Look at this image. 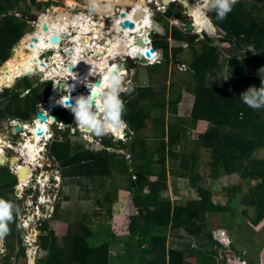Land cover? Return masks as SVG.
<instances>
[{"label": "trees", "instance_id": "obj_1", "mask_svg": "<svg viewBox=\"0 0 264 264\" xmlns=\"http://www.w3.org/2000/svg\"><path fill=\"white\" fill-rule=\"evenodd\" d=\"M14 1L8 0L9 9H15ZM31 1L39 8L47 4V2ZM30 9L29 4L24 7L28 13ZM4 10L0 4V66L9 59L11 48L27 31L25 30L27 28L25 19L6 13ZM172 13L173 10L168 13L167 17L172 16ZM176 15L180 20L185 21V16L181 14V11H175L173 17ZM215 15V12H210L214 24L223 32L220 38L222 43L219 47L208 46L212 39L207 35H204L202 40H197L199 39L197 35L182 32L177 27L172 28L171 38L187 43L189 52H191L192 60L189 61V68L186 72L180 71L176 63H173L174 68L169 70V59H177L183 47H174L170 56L169 34L158 39V42H164L159 47L162 48L164 56L163 62L149 66L151 81L154 84L132 92L126 102L124 119L134 134L130 158L126 159L125 156L110 152L106 148L98 151L93 149L80 151L74 157H70L68 144L64 145L66 151L60 152L65 160L63 166L73 168L72 177L80 176L89 179L99 175L109 180L108 185L113 192L106 197L104 203L112 204L119 189L130 192L138 214L129 218V242L125 244L124 262H122L123 258L118 259L120 264L141 262L143 264H192L188 262L187 253L182 249L173 248L174 246L167 248L165 232L171 228L175 232L185 231L188 235L204 236L206 240L209 237L208 241H210L203 243L207 247V243L208 245L211 242L214 243L213 235L207 233V237L205 232L207 214L209 212L224 214L229 210L228 206L216 204L213 191L203 187H198L200 200L192 201L190 206L181 202H178L175 208L172 206L168 196L166 156L171 158L168 162L174 164L171 174L176 178L188 176V173L177 170V167L188 169L190 173L194 172L195 165L193 164L199 156L193 149L181 153L176 150L179 142L189 148L188 144L183 141L186 127L181 121H177L178 124L172 123L169 127L168 137L171 147L167 153L164 119L153 121L151 118L152 108L165 109V87L169 71L171 81L169 87L176 94V97L172 98L174 103L171 104L175 106H170L172 114L177 115V104L187 85V90L195 97L190 122H208L207 130L199 136L198 143L194 145L215 152L216 159L211 176L217 178L220 169L223 168L227 175L239 173L241 177L256 180V186L251 187L242 202L254 208L255 223L259 224L264 219V159L255 157L258 150L264 149V108L253 110L240 98L241 93L250 86H261L259 69L264 67V0L238 1L233 6V11L223 21H217ZM207 32L212 34L213 30ZM180 57L178 60L185 63L186 59H183L182 55ZM247 66L253 68L256 74L246 75ZM223 71L230 77L241 79L240 90L230 83L217 85L216 79H210L211 74L216 75V72L223 73ZM156 73L163 75L156 77ZM20 86L16 85L13 90L5 89L0 93V120L16 118L21 121H32L33 110L40 111L43 108V101L33 106L35 100L31 97L36 90L28 89L29 93L21 97L23 91L20 92ZM48 94L49 92L46 97ZM71 94L74 99V94L72 92ZM59 111L64 114L70 111L61 108L54 112L56 119L63 122L56 116V112ZM241 113H243L242 116ZM154 123L156 127H153ZM151 147L153 150H150ZM176 160L179 162L175 163ZM154 172L158 178L151 181L149 178ZM198 175L197 173L194 176V178L197 177V181H199ZM16 179L22 182L20 175L7 167H0V192L10 190L11 194L8 199L12 201L14 199L12 189L16 184ZM194 184L196 183L192 185ZM240 190L241 187L235 188V192ZM98 204L103 207L102 203ZM15 222L16 215L10 224L11 228L15 227ZM76 226L75 231L71 230L66 239H63L68 250H61L60 252L63 253L59 256L54 255L55 257L50 258L48 263L113 264L109 255L110 244L104 243L99 247L91 246L87 241L90 236L89 229L83 228V225L79 223ZM222 238L224 239L225 236ZM228 241L225 240L226 246H229ZM206 247L194 250L199 264H213L216 261L217 251L214 248L211 251ZM204 252L208 255L203 258L201 256Z\"/></svg>", "mask_w": 264, "mask_h": 264}, {"label": "rangeland", "instance_id": "obj_2", "mask_svg": "<svg viewBox=\"0 0 264 264\" xmlns=\"http://www.w3.org/2000/svg\"><path fill=\"white\" fill-rule=\"evenodd\" d=\"M36 1L42 3L47 2V4H43L41 5V8H39L38 5L31 0L14 1V13L22 16L27 21V28L25 30H27L28 33L35 29V26L30 24V21H32L34 17L37 18L39 16L40 21L41 14L48 13L50 10V6L57 5H51V0ZM80 1L81 3H79ZM127 1L132 3L136 0ZM60 2L61 1L58 2L59 5L57 6L66 7L65 4L61 5ZM84 2L86 3V0H74V4L72 6H69L68 9H72L71 13L75 16L78 14V11H85L87 14V9L84 5ZM0 4L1 7L5 9L4 12L7 13L10 10V13L12 12V9H9L7 7L8 0H0ZM27 4L31 6L30 13L24 10V7ZM146 4V6L150 10H152V17H155L158 22L168 30H170V27L172 26V21L174 22L177 21V18L179 19V16L177 17V15V18L170 16L172 18L169 20L170 23H168L162 16V14L165 12L162 7L160 8L162 10H157L158 5L150 4L148 1ZM126 10H131L130 5L126 6ZM170 11H172V9ZM170 11L167 10L163 15L167 17ZM176 11H181L182 14L183 9L179 5ZM118 12L119 11L115 13L118 14ZM37 14L40 15L37 16ZM99 16L100 15L91 16L89 18L98 21ZM107 25V22H105V29L101 30V34L103 35V37L101 35L100 43L103 42L102 38L106 39V41H111L113 37L112 34L114 33H111V30L110 32L106 30L108 28ZM110 28H113L112 21L109 29ZM197 30L200 31L199 28H197ZM119 31H121V35L117 36L118 40L124 41L128 38V35L124 32L123 29L120 28ZM73 34H75V31H73ZM195 34V32H192V35ZM206 35L212 39V41L208 43V46L219 47L221 45L222 42L219 36V38H217V36H212V34ZM198 36L199 39L197 40H202L204 38V34H200ZM161 37L162 36L155 35L152 32L148 35L149 42L152 40V38L154 41V39H160ZM113 39L115 40L116 37H114ZM162 44H164V42H158V40H155L152 43V46L154 48H157L159 52H163L162 48H159ZM183 44L186 46L184 47L185 50L180 52L179 55H182V58L186 59V64H183L185 66H182L183 62H181L180 60L174 62V59L172 60L171 58L169 59V70L174 68V66H172L173 63H176L177 68L182 72H186L189 68L188 63H190L192 60L190 54L191 52H189L190 50L188 44L185 42ZM18 45H14L13 48L15 47V50H18ZM61 45V47L65 49L66 47L70 48L71 46H74L75 43L70 40V37H65L62 40ZM102 47H105V43L102 44ZM173 47L174 46H171L169 44L170 56L172 54ZM53 49L56 53V49L53 48L52 45L45 50ZM124 51H127V53H121V51L119 53V55L122 54V56L120 57V67L121 69H124L123 71H126V75H123L124 72L122 73V75L124 76V78L127 77L126 83L134 88L132 92H136L139 89L141 90L143 88H148L151 84L153 85L154 83H152L150 77V65L143 64L140 62V60H128L126 56H132L130 49L124 48ZM92 52L93 49H91L90 53ZM40 53L42 55L43 50H41ZM44 55H47L44 59V65L41 64V57L34 56L30 63L31 66H29L30 71L26 72V76H22L17 79L15 77L10 85H6L3 88H10V90H13V86L15 84L21 85L19 89L20 92L23 91L21 93V97L24 96L28 89L33 88L34 90H36V95H31V99L35 100L33 106L37 105V102L41 101V99H43L48 92L50 93V90H54V87L51 86L50 81H41L44 80V77H41V73H43L44 75L46 74L47 77H49L50 74L55 70V67H58L57 62L53 58H51L53 53L51 55L45 53ZM66 55L60 53L61 58L59 57L60 59H62L59 63L61 64L63 71H66V68L68 67V64L71 60V57L69 55L66 57ZM86 55L88 58L90 57V60L91 58H93V56H90L88 52L86 53ZM96 58L98 59L99 57L97 56ZM38 59L40 60L37 61ZM109 59L110 58H108V60ZM113 60V58L110 59V61ZM126 60L129 62L128 66H125L124 61ZM33 68H37V72H35ZM78 71H81V68L75 69V72ZM245 73L246 75H254L256 74V71L250 66H247ZM67 74L64 76L52 77L58 81V84L63 81L65 83V81H67V84L71 86L70 82L66 79L68 77ZM162 75V73H156L155 76L160 77ZM168 75L169 77L167 80V85L165 87V109L162 110L158 107L152 108L151 118L153 119V121H159L162 118L164 119L166 129V151L171 147L169 145L170 141L168 137L169 127L172 123L178 124L177 121H181L186 127L185 137L183 141L188 144L189 148H186L183 143L179 142V146L176 148V150L181 153L182 151H189V149H193L198 153L199 156L198 159H195V164H193L195 165L194 172L190 173L187 171L188 169L177 167V170L188 173V176L186 178H176L172 176L171 168L174 166V164H170L168 160L170 161L171 158L166 156L168 196L172 202L173 208H175V205L178 202L190 206V203L192 201L200 200L198 187L211 189L214 193V202L216 204L220 203L223 206H228L229 208L228 212H225L224 214H212L209 212L206 217L207 224L205 232L213 235L212 240L214 241V243L211 242L207 247L211 251L213 250V248L217 251V255L215 256L216 261L213 262V264H232L238 261L240 263L246 262V264H264V219H262L259 224L255 223L254 208L242 202L244 196L250 191L251 187L256 186V180L241 177L239 173L227 175L223 168L220 169V174L217 178H213L211 176L213 163L216 159L215 152L194 145L195 143H198L199 136L207 130L208 123L204 121H198L196 123L190 122L192 112L191 100L193 101V98L187 97L189 96L188 94L191 93L187 90V85H185L184 87L183 94H185V96H182L180 100V107L178 109L177 115L172 114L170 106H175L171 104L174 103L172 98H175L176 94L173 93L171 87H169L171 84L170 71ZM23 77L27 78L22 79ZM226 77L227 79H225V81L230 82L232 86H236V89L240 90V78H230L227 75ZM89 78V83H93L99 78V76L98 74H92V76ZM3 88L2 90L4 91ZM2 90L0 91V93L3 92ZM67 91L68 89L65 88L64 92L62 91V93H65ZM86 92L87 91L85 88V83L83 82L78 87V92L72 91V93L75 94L74 100L78 95H85ZM123 95L124 94H122V99L126 104L131 94H125L124 96ZM51 96L53 95H50V98ZM50 98L46 99L50 103L47 107V111H49L47 116L49 119L48 132L50 131V133H52L53 138L48 141L49 136H45L40 143L41 147H43L44 149V152H42L41 154L42 159L44 160L42 165L40 164V166H43L45 169V171L43 172L41 171V169L37 168L39 159L36 161L35 166L32 167L30 163L27 162L26 157H24L22 154V152L27 153V151L24 150L23 145L27 143L26 140L27 136L29 137V134H27L26 137L25 135L20 136V132H16V129L12 127L13 125L18 126L13 122V120L17 121L18 123L19 121L22 123H29V121H21L19 119L17 120L16 118H4L0 120V130L2 131V134H0V138L6 140V142H8L10 145L14 146L16 152L13 153L12 156L17 157L20 160V162L17 163L18 165L16 164L17 166L10 168L13 170V172L21 171L24 169L28 171V175L22 177V184L20 185L19 179H16V184L12 189V195L14 196L13 202L18 206L19 213L16 214L15 227H10L11 232L6 237V252L5 254L0 255V264H49L48 260L50 258H54V255L59 256L60 253H63L60 252L61 250H68L67 245L63 241V239H66L71 230L75 231V229L77 228L76 225L78 223L83 225V228L89 229L90 236L87 241L91 244V246L99 247L104 243L110 244V261L112 260L113 264H120L118 259L123 258L122 262H124L126 249L125 244L129 242V218L138 214L137 209L134 207L130 192H128L127 190L119 189L117 190V197L112 204L104 203L106 197L113 192V190H111L108 185L109 180H107L105 176L99 175H97L96 178L89 179H84L80 176L72 177L71 175L73 168L71 166H63L65 160L63 159V154H60V152L66 151V148L64 150V145L68 144V154L70 155V157H74L80 151H87L92 149L98 151L102 148H106L110 152L121 154L125 156L126 159H128L130 158L131 154L134 134L129 129V131L123 134V137L121 139H117L112 136L93 137L92 139H85L83 138L85 134H82L79 131L73 133L72 129L75 127V125L71 112L67 114H64V112L61 111L56 112V116L62 119V124H64L65 127L62 128L61 123H58L59 125H50L52 123L51 118H49V114H51L52 111L51 107L54 105V103H57L60 96H55L54 99ZM147 102L149 103V101ZM37 111L38 110H33V112ZM44 113L46 114V111H44ZM26 125L29 126V124ZM156 126L157 125L154 123L153 127ZM10 130H13L12 135L7 134ZM14 136L16 137L14 138ZM44 141L48 142L45 143ZM13 146H11V149L13 148ZM8 149L9 147L5 146L4 150L7 152L5 153L10 158L11 155L7 151ZM150 150H153V148L151 147ZM150 150L149 154H151ZM255 157L258 159H264V149L258 150L255 153ZM176 161L177 162L175 163L179 162V160ZM47 162L49 163L46 164ZM155 169L157 171L158 168L156 167ZM197 173L199 174V181H197V177L194 178ZM19 175L21 176V174ZM154 175L155 172L152 173L151 176L156 178L157 174L155 176ZM193 180L196 181L193 182ZM193 183L196 184L192 185ZM240 187L241 190L239 192H235V188ZM9 191L10 190L1 191L0 197L8 199L11 194ZM145 191H147V189ZM98 203H102L103 207H100ZM233 233H235V239L237 240V243L235 244L233 243L231 236ZM223 234L226 235L227 239H229L228 244L232 247L229 249V251H226L227 254L224 252L225 248L220 247V244H222V241H224V239L222 238ZM165 235L167 236V248L169 246L184 245L181 246V249L186 251L189 250V248L197 249V247H199L197 243V237L194 235L186 234V239L180 238L179 241L177 237L180 236V234L176 233L171 228H169L165 232ZM202 247L205 248L204 245H202ZM205 255L208 254L204 252L201 257H207ZM197 259L192 258L191 262H194V264H198L196 263ZM139 264H143V262Z\"/></svg>", "mask_w": 264, "mask_h": 264}, {"label": "clouds", "instance_id": "obj_3", "mask_svg": "<svg viewBox=\"0 0 264 264\" xmlns=\"http://www.w3.org/2000/svg\"><path fill=\"white\" fill-rule=\"evenodd\" d=\"M116 2H117V0H86L85 7L87 9V15L89 17H91V16H97V15H101V14H104L106 12H109L115 6ZM149 3L158 5L157 10H162V9H160L161 7L159 6V4H161V1L159 2L156 0H152ZM236 3H237V0H196V2L194 4L195 7H194V10L192 13V17L190 15H188L184 9V11L186 13V25L184 27H180L177 24H171L172 25L171 28L177 27L182 32L192 34V32L187 31V24L189 22H192L195 26V30H194V32L196 33L195 35L198 36L200 34L201 35L202 34H204V35L209 34V32H207V31L213 30L214 27L216 29V27H217L214 24V22L210 16V12H215V14H216L215 19L217 21H223L227 18L228 14L233 11V6ZM178 6H179V4H177V7ZM145 8H148V7L146 6ZM165 8H167V7H165ZM49 9H51V7H49ZM176 10H177V8L173 11L172 17L174 16ZM10 11H8L7 13L15 14V15L19 16L17 13H14V9H12L11 13H10ZM165 12L163 14H165ZM163 14H162V16L166 19V21L168 23H170L169 20L172 17H166ZM38 15H40V14H37V16ZM43 15L44 14H41L40 17ZM20 17H22V16H20ZM153 18L156 19L155 17H153ZM38 20H39V16L37 18L34 17L32 19V21H30L31 22L30 24L34 25L36 29L39 27ZM61 22H63V20ZM197 28H199L200 31H198ZM35 30H32V31H35ZM166 30L168 31V34H169V30L168 29H166ZM26 34H28V31H26L24 33V35L17 42H19V41L21 42V40L25 37ZM216 35H217V38H219V37L222 38V36H223L219 32V29L216 30ZM112 36H113L112 37V39H113L115 37V35L113 34ZM155 40H158V39H154V41ZM154 41L152 38V40L150 41V47L149 48L154 49L153 54H157L158 56H156V59L154 61H152L150 63H146L149 65H154V64L163 62V56H164L163 52L162 51L159 52V50L157 48H154L152 46V43ZM17 42L14 44L15 46L20 44V43L17 44ZM45 53H47L49 55H51L53 53V55H55L54 49L53 50H43L42 62H45L44 56H47V55H44ZM60 53L66 55L65 49L63 47L60 49ZM67 56H68V54L66 55V57ZM10 58H11V56L9 57V59ZM109 58L111 59L112 57L109 56ZM126 58L130 61L145 59V57H143V55H141V57H140V55L138 57L127 56ZM175 61L177 62L178 60H175ZM84 62L87 65L91 66L90 71L88 73V77H85V81H84L85 88L87 87L90 90L89 94L88 95H83V94L78 95L75 98L74 103H67L70 99H72L71 92L73 91V86H70L67 83L60 84L59 86L63 85V92H64L65 88H67L68 91L58 95V96H60V98L57 101V103H59L60 105L63 106L61 108H66L68 111H70L72 113L73 119H74V125H75V127L72 129L73 133H75L76 131H79L82 134H85L83 137L85 139H92L93 137H105V136H112L114 138L121 139L123 137V134H125L127 131H129V125H128L127 121L124 119V116L126 113V104H125L124 100L122 99V94H131V92L134 90V88L132 86H130L129 84L126 83L127 77L124 78V76H123V75H126V71H124L125 73H123V75H122L121 69L116 67V66H112L110 68L103 67V70L101 71L102 63L100 61H97V63L95 65H91L87 61H84ZM127 63H129V62L127 61ZM182 64H184V63H182ZM3 65L4 64H2V66ZM82 70L84 71L86 69L82 68ZM83 71L76 72L78 78L80 77L79 74L82 75L84 73ZM94 71L99 73V78L97 79V80H99L98 84L96 82L89 83V80H90L89 77L92 76ZM41 74H42L41 77L43 78L45 75L43 73H41ZM259 74L261 76V86L260 87L250 86L245 92L241 93V95H240L242 102L253 110H258V109L264 108V67H261L259 69ZM33 75H35V74H33ZM29 76H31V75H29ZM68 77L72 78L73 76L70 75ZM24 78H27V77H23L22 79H24ZM22 79H20V80H22ZM17 81H19V80H17ZM41 81H44V82L50 81L52 87H54V85H57L55 83V79L53 77H47L46 79L41 80ZM16 85L17 84H15L13 86V88H15ZM59 86H56V87H59ZM3 89L4 90L9 89L10 90V88H3ZM28 93H29V90H27V92L24 94V96L27 95ZM52 94H54V90L53 91L50 90V93L47 95V97H49ZM47 97L45 96L43 99H41V101H43L42 104H46L45 99H47ZM177 107L179 109L180 102L177 104ZM37 112H33L34 118L32 119V121H29V123H22L20 121L18 123L17 121L13 120V122L16 125L21 126L22 129L24 130V131L22 130L21 132L18 131V132H20V136L27 134L26 130L24 129L26 124H33L35 122V120H37V118H36ZM54 112L55 111H52L51 114H49L50 115L49 118H51V122H52L50 125H55V124L59 125L58 123H61V127L62 128L65 127V125L62 124L63 122L58 121L56 119V117L54 116ZM242 115H243V113H241V116ZM46 117H47V115H46ZM53 117H55V119ZM64 123H66V122H64ZM12 127L16 128L17 126L13 125ZM12 131L11 130L9 131L11 134H8V133L7 134L12 135V133H13ZM30 135H33V134H30ZM47 136H49L48 141L53 138V135H52V133H50V131L47 133ZM42 152H44L43 147H42V151L40 152V155L42 154ZM40 159H42V155L39 158L37 168L41 169V171L43 172V171H45V169L43 166H40V164L42 165L44 159H42V160H40ZM48 163L49 162H47L46 164H48ZM18 213H19V208L12 200L0 197V255L5 254V252H6L5 240H6V237L11 232L10 224L14 220V215H16Z\"/></svg>", "mask_w": 264, "mask_h": 264}, {"label": "bare ground", "instance_id": "obj_4", "mask_svg": "<svg viewBox=\"0 0 264 264\" xmlns=\"http://www.w3.org/2000/svg\"><path fill=\"white\" fill-rule=\"evenodd\" d=\"M59 1L63 2L66 5V7H59L57 5L50 6L51 9L49 10V12L44 14L42 19L39 21V27L35 31H33V33L31 32V33L27 34L21 40L20 44L18 45V50H15L13 56L7 61V64L5 66L0 67V89H2L6 85H10L15 77L17 79L19 77L26 76V72L30 71L29 66H31L30 63L32 61V58L35 55L40 54L41 50H43L49 46L48 44L46 45L43 43V40H45L46 37H48L49 35H53L54 32H55V36H58V35H60L59 32H62L64 29H65V32L68 33V37H69L73 33V29H74V31L76 32V35L71 37V40L75 43V45L71 47L74 49V53L72 55L73 58H71V60L68 64V67L66 68V71L62 70L61 64L59 63L60 60H62V59H60L61 57H60V52H59L61 40L51 42L53 48H55L57 50L55 55L52 57L57 62L58 67H55V70L50 74V76L51 77L52 76L53 77L64 76L67 73H70V75H72L73 77L69 78V80L68 79L67 80L70 82L71 86H73V92H78V87L85 81V77H88V73H89L90 68H91L90 65H85L83 68H87V69L83 71L81 60L88 62V59L83 55L87 52L89 53L91 51V49H93V53H94V54H92L93 58H91V62L90 61L89 62L91 65H95L97 63L98 59L96 58L97 57L96 48L99 47V45H96V40H98V41L101 40V35H102L101 29L104 28V24L103 23L100 24L99 23L100 20L95 21V20L91 19V22H89V20L86 21L85 19L89 18V16L87 14L83 15L82 13H79L74 17L71 16V10L68 9V7L74 4V0H59ZM146 1H148V0H136L132 3H130L127 0L126 1L117 0L116 4L119 6V9H118L119 15H117L116 19H115V17L113 18L112 25H115V27H113V29H115L114 35H117V33H121V31H119L120 29H117V27L123 29L124 32L128 35V38L125 39V41L123 42V45L125 44V46H126V47L124 46V48L130 49L132 56L138 57L140 55V57H141V55H143V57H145L147 62L150 63L151 61H154L156 59V56H158V55L153 54V55H151L152 56L151 58H146L145 53L148 50V48L150 47L148 35L152 32L155 35L166 36L168 34V31L164 27L162 29L157 28V26L153 23L152 10L145 8L146 7L145 5H147ZM127 5H130V8H131V11H129V13H128V10H126ZM159 6L162 7L163 6L162 3L159 4ZM163 7L165 8V6H163ZM182 8L184 9L183 6H182ZM137 10H144L146 13L145 20H143L141 22V24H138V22L133 21V14ZM51 11H53V12L51 13ZM113 11H115L114 7L111 9V11L106 12L104 14H101L99 16V18L103 19L105 14H108L109 16H111V15H113ZM121 12L126 14L125 17H121ZM183 14L186 18L185 11H183ZM62 20H63V22H61ZM126 20L134 22L135 28L134 29H130L129 27L123 28L122 23ZM174 22L175 23L177 22L178 24H180V22L178 20L174 21ZM62 23L64 26L62 25ZM181 24H182L181 27H184L186 25V22H183ZM40 28L46 29V32L44 31L43 33H41ZM86 33H88V34H86ZM47 34H48V36L45 37V35H47ZM137 35L141 36L142 38L147 40V46L145 48H141L140 46L135 44ZM28 38H33L32 41L36 40V43L27 44L26 41ZM84 39L87 41L93 40V42L95 44H93L91 42L90 46L86 47L85 44H87V43L84 42ZM126 40H129V42H130L129 46L126 43ZM83 42L85 44H83ZM119 45H121L120 41H119ZM111 47H113V46H111ZM115 48H116V50H115ZM124 48L121 47V53H127V51H124ZM101 49L102 48L100 47L99 51H101ZM103 50H104V56H98L103 62V63L101 62L102 63L101 71L103 70V67L110 68L112 66H116V67L121 69L120 57L122 56V54L119 55L117 47H114L112 49V52L108 51L107 54H106V48L105 47H103ZM66 54L69 55V52L67 51ZM109 56L114 58V60L113 61H110V59L108 60ZM41 62H42V60H41ZM70 65H73V69L70 68ZM76 68H79V69L81 68V71L84 72L82 75L79 74V76H80L79 78L75 72ZM33 70H35V72H37V68H33ZM123 70L124 69H121L122 73L124 72ZM93 74H99V73L94 71ZM44 79H46L45 76H44ZM63 82H61V83H63ZM55 83L57 84L56 86H59L57 80H55ZM65 83H67V81H65ZM56 86L54 87V88H56V89H54L55 91L58 88ZM86 91L87 92L85 95H88L90 90H88L87 87H86ZM52 95L53 96H51L50 99H54V97L56 96L55 94H52ZM45 103L46 104H43L44 109L47 108L48 105L50 104L48 100H46ZM55 104L56 103H54V105ZM51 109H53V106L51 107ZM41 112H43V111H41ZM48 113H49V111H46V114L45 113L44 114L48 116ZM24 129L26 130V132H29L27 134H33V135L30 137V139L27 136V140H26L27 143L23 145L24 150L27 151V153L22 152V154L24 157H26L27 162H29L30 165L32 167H34L36 161L41 156L40 152L42 150V147H41L40 143L42 142L43 137L47 136L48 129H49L48 122L43 123L39 119H37V120H35L34 124H29V126L26 125L24 127ZM39 130L42 131V134H43L42 136L37 135V132ZM27 134H25V137ZM5 146L11 148V145L8 142H6V140H3L2 138H0V167L7 166L8 161L12 167L17 166L19 159L17 157H14V156H12L9 159L5 153L6 151L4 150ZM10 151H12V150L10 149ZM12 159L15 162L14 166L11 164ZM21 171H16L15 173L19 175V174H21ZM26 172L28 174L27 170H26Z\"/></svg>", "mask_w": 264, "mask_h": 264}, {"label": "water", "instance_id": "obj_5", "mask_svg": "<svg viewBox=\"0 0 264 264\" xmlns=\"http://www.w3.org/2000/svg\"><path fill=\"white\" fill-rule=\"evenodd\" d=\"M238 1H240V0H237V2H238ZM173 2H174L175 4H179V5L183 6L184 9H185V11L187 12V14L190 15V16L192 17V13H193V10H194V7H195L194 4H195L196 0H161L162 5L165 6V7H170V6L172 5ZM125 15H126V14H124L123 12H121V17H125ZM145 17H146V13H145L144 10H137V11H135L134 14H133V21H134V22H138V24H141V22H142L143 20H145ZM134 22L129 21V20H126V21H124V22L122 23V27H123V28H128V27H129L130 29H134V28H135V24H134ZM153 23L157 26V28H159V29H162V28H163V26H162V25H161L156 19H154V18H153ZM62 25H63V23H62ZM63 26H64V25H63ZM194 30H195V26H194V24H193L192 22H189V23L187 24V31H188V32H194ZM66 36H68V33H66V32L64 31V32L60 33V35H58V36H54V35H52V36H51V41H52V42H54V41H60V40H61V37H66ZM212 36H217V35H216V34H212ZM34 39H35V38H34ZM18 43H20V41L17 42V44H18ZM126 43H127L128 46L130 45L129 40H126ZM135 44L138 45V46H140L141 48H145V47L147 46V40L144 39V38H142L141 36H138V35H137V36H136ZM117 45H118V47H120L119 44H117ZM123 46H125V44H124ZM113 48H114V47H108V51H109V52H112V49H113ZM115 50H116V48H115ZM14 51H15V48H12V49H11V57L13 56ZM153 53H154V49L149 48V49L146 51L145 55H146L147 58H151V57H152L151 55H153ZM140 62L143 63V64L148 63L146 59H140ZM124 63H125V66L128 65L127 61H124ZM6 64H7V61L4 63V65H6ZM41 64L44 65L45 62H42ZM70 68L73 69V65H72ZM84 69H87V68H84ZM95 82L98 84V83H99V80H97V81H95ZM61 84H64V82L61 83ZM55 86H56V85H54V87H55ZM87 89H88V88H87ZM88 90H89V89H88ZM62 91H63V85L59 86V87L57 88L56 91L54 90V94H55L56 96H58L59 94L62 93ZM67 103H74V99H73V98L70 99ZM61 107H63V106L60 105L59 103H56L55 105H53V109H52V111H56V110H58V109H61ZM36 118L39 119V120H40L41 122H43V123H46V122L49 121L48 118L46 117V115H45L43 112H41V111H38V112L36 113ZM53 118L55 119V117H53ZM15 129H16L17 131H20V132L23 130L21 126H17ZM0 134H2V131H1V130H0ZM8 134H11V133L9 132ZM37 135L42 136V135H43V134H42V131L39 130V131L37 132ZM15 137H16V136H14V138H15ZM11 164H12L13 166L15 165V162L13 161V159L11 160ZM26 175H27L26 170H25V169L22 170V171H21V177H25ZM223 235H224V234H223Z\"/></svg>", "mask_w": 264, "mask_h": 264}, {"label": "flooded vegetation", "instance_id": "obj_6", "mask_svg": "<svg viewBox=\"0 0 264 264\" xmlns=\"http://www.w3.org/2000/svg\"><path fill=\"white\" fill-rule=\"evenodd\" d=\"M150 1H152V0H148V2H150ZM50 2L52 3L51 5H53V4H57V5H59V3H58L59 1H58V0H53V1L51 0ZM75 2H76V1H75ZM146 2H147V1H146ZM79 3H81V1H80ZM61 4L64 5V3H62V2H61ZM84 5H85V2H84ZM71 6H72V5H71ZM118 7H119V6H118L117 4H115V6H114V10H115V11H113V15L109 16L108 14H105L103 19H102V18H101V19L99 18V20H100L99 23H100V24H101V23L104 24V28H102V29H105V22H107V24H108V25H107L108 28H107L106 30H107L108 32H110V30H111V33H115V29H113V28H112V29H111V28L109 29V27H110V25H111V21H113V18H114L115 16H116V18H117V15H119V12H118V14L115 13V12L118 11V9H119ZM71 8H72V7H71ZM162 8H163V6H162ZM171 8H174V9H172V10L174 11V10L177 8V4H175V3L173 2L172 5H171L170 7H167V8H165V9H166V11H167V10L169 11V10H171ZM181 8H182V6H181ZM163 9H164V8H163ZM182 9H183V8H182ZM71 10H72V9H71ZM85 10H86V9H85ZM129 11H131V10H128V13H129ZM183 11H184V9H183ZM52 12H53V11H51V13H52ZM79 13H82L83 15H86V12H85V11H78V14H79ZM182 13H183V12H182ZM71 16L74 17L75 15H73V14L71 13ZM71 16H70V17H71ZM105 16H106V17H105ZM42 17H43V16H41V19H42ZM105 18H106V19H105ZM116 18H115V19H116ZM184 19H185V17H184ZM85 20H86V21L89 20V22H91V19H90V18H86ZM102 21H103V22H102ZM38 22H39V20H38ZM113 27H115V25H113ZM35 29H36V28H35ZM35 29H34V30H35ZM102 29H101V30H102ZM117 29H120V28L117 27ZM71 30H72V29H71ZM44 31L46 32V29H44V28H40V32H41V33H43ZM64 31H65V29H64L62 32H64ZM73 31H74V29H73ZM62 32H59V33H62ZM53 35L55 36V32H54ZM74 35H76V32H75V34L72 33L71 36H69V37H70V40H71V37L74 36ZM112 35H113V34H112ZM120 35H121L120 33H117V35H115L116 39H115V40H114V39H111L112 42H111V41H106V39H104V38H102V41H103V42H101V43H100V41L96 40V45H99V47L96 48V50H97V56H104V50H103V47H102V44H103V43H105L106 53L108 52V50H107L108 47H111V46H113V47H117L118 52L120 53V51H121V47L124 48V46H123V42L125 41V40H124V41H123V40H118L117 36H120ZM46 36H48V34L45 35V37H46ZM102 36H103V35H102ZM110 36H111V35H110ZM50 37H51V35H49L48 37H46L45 40H43V43H44V44H46V45L48 44V45H49V46H48L47 48H45V49H48V48L52 45V43H51L52 41H51V38H50ZM66 37H68V36H66ZM64 38H65V37H61L59 51H60V49L62 48V47H61V44H62V40H63ZM32 39H33V38H28V39H27V44H33V43H36V40L32 41ZM71 41H72V40H71ZM119 41L121 42L120 47H118V45H117V43L119 44ZM72 42H73V41H72ZM84 42L87 43V44H85ZM84 42H83V44H85L86 47H89L90 44H91V42L94 43L93 40H91V41H90V40L87 41V40H85V39H84ZM52 47H53V46H52ZM71 47H72V46H71ZM71 47H70V48L66 47V48H65V49H66L65 51H66V52L68 51V52H69V56H70L71 58H73L72 55H73V53H74V49L71 48ZM100 47L102 48L101 51H99ZM125 47H126V46H125ZM45 49H43V50H45ZM56 52H57V50H56ZM88 54H90V56H92V54H94V53H93V52H92V53L89 52ZM35 56H39V57L42 58L41 53H40V54H37V55H35ZM52 56H54V55H52ZM52 56H51V58H53ZM83 56H85V57L88 59V63L90 64V62H91L90 57L88 58L87 55H86V53H85ZM44 57H45V56H44ZM39 60H40V59H38L37 61H39ZM89 61H90V62H89ZM98 61L102 62V60H101L100 58H98ZM81 62H82V68H83L85 65H87L83 60H81ZM71 66H72V65H70V67H71ZM67 75L70 76V73H68ZM98 76H99V74H98ZM45 77L47 78V75H46V74H45ZM49 77H51V76H49ZM66 79L69 80V77H67ZM58 85H60V84H58ZM54 89H56V88H54ZM31 136H32V135L29 134V137H31ZM44 142L46 143V141H44ZM11 146H13V145H11ZM10 149H11V148H9L7 151L10 153V155H11V157H12L13 153H15L16 150L14 149V146H13V148L11 149L12 151H10ZM6 153H7V152H6ZM7 157H8V156H7ZM11 157H10V158H11ZM8 158H9V157H8ZM10 158H9V159H10ZM18 162H20V160H19ZM5 167H7V168H9L10 170H12V169L10 168V167H12V166L10 165L9 161H8L7 166H5ZM12 171H13V170H12ZM27 175H28V174H27ZM21 184H22V182L20 183V185H21ZM20 185H19V187H20Z\"/></svg>", "mask_w": 264, "mask_h": 264}, {"label": "crops", "instance_id": "obj_7", "mask_svg": "<svg viewBox=\"0 0 264 264\" xmlns=\"http://www.w3.org/2000/svg\"><path fill=\"white\" fill-rule=\"evenodd\" d=\"M177 18V17H176ZM165 19V18H164ZM177 20H179L178 18H177ZM180 21V20H179ZM183 22H185V21H180V24H178L177 22L175 23V22H173L172 21V24H177V25H179L180 27H181V23H183ZM219 28L218 27H216V29H215V27H214V29H213V33L212 34H215L216 33V30H218ZM171 32H172V28L170 27V30H169V44L171 45V46H174V47H183V51L185 50L184 49V47H186L184 44H183V42H179V41H175V40H173L172 38H171ZM219 32L222 34L223 32H222V30L221 29H219ZM31 33V32H30ZM29 34V33H28ZM27 35V34H26ZM25 35V36H26ZM173 47V48H174ZM172 48V49H173ZM188 54H189V52H188ZM181 57H180V55L178 56V58L177 59H175V60H178V59H180ZM216 75H214V74H211L210 75V79L212 80V79H216V84L217 85H220V84H222V83H230V82H228V81H225V79H227V77H226V75H227V73L225 72V71H223V73H220V72H216L215 73ZM228 76V75H227ZM228 77H230V76H228ZM230 78H237V77H230ZM210 80V81H211ZM231 84V83H230ZM232 85V84H231ZM189 96H187V97H189V98H193V101L191 100V106H192V108H193V106H194V103H195V97H194V95L192 94V93H189L188 94ZM183 96H185V94H183ZM183 98H185V97H183ZM186 99H188V98H186ZM40 111H47V108H42ZM204 122H207V121H204ZM208 123V122H207ZM151 174V173H150ZM155 176V175H154ZM151 181H155V180H157V177L156 178H154V177H152L151 175H150V178H149ZM148 191V190H147ZM146 191V192H147ZM254 215H255V218H256V214L254 213ZM185 231H179V232H176V233H179L180 234V236H178L177 238H178V240L181 238V239H186V234L184 233ZM235 233H233L231 236H232V240H233V243L235 244V243H237V240L235 239L236 238V236L234 235ZM188 235V234H187ZM206 235H207V232H206ZM223 236V235H222ZM225 236V238H224V241L225 240H229V239H227V237H226V235H224ZM230 236V237H231ZM207 237H208V235H207ZM209 238V237H208ZM208 238H207V240H206V238L204 237V236H202V237H197V243H198V245H199V247H197V249H200V248H203L202 247V245H203V243H206V242H209L208 241ZM205 239V240H204ZM231 239V238H230ZM204 240V241H203ZM231 240V241H232ZM180 241V240H179ZM224 241H222V244H220V247H224L225 249H224V252L227 254V252L226 251H229V249L230 248H232L231 246H226L225 245V242ZM227 242V241H226ZM229 242V241H228ZM206 245V244H205ZM204 245V246H205ZM181 246H184V245H179V246H174L173 248H177V249H181ZM207 246H209V245H207ZM206 247V246H205ZM170 248H172L171 246H169L168 247V249H170ZM189 248V247H188ZM196 248H189V250H183L184 252H186L187 253V260H188V262H190V263H192V264H194V262H191V259L192 258H196L197 259V257L195 256V254H194V250L196 251L197 250ZM206 249H208V247H206ZM196 263H198V259L196 260ZM237 263H239V262H237ZM199 264V263H198Z\"/></svg>", "mask_w": 264, "mask_h": 264}, {"label": "built area", "instance_id": "obj_8", "mask_svg": "<svg viewBox=\"0 0 264 264\" xmlns=\"http://www.w3.org/2000/svg\"><path fill=\"white\" fill-rule=\"evenodd\" d=\"M156 1H159V2H160L161 0H156ZM159 8H160V7H159ZM164 10L166 11V9H164ZM157 61H158V60H157ZM151 62H152V61H151ZM182 66H185V65L182 64ZM238 262H239V261H238ZM232 264H246V262H243V263H240V262H239V263L234 262V263H232Z\"/></svg>", "mask_w": 264, "mask_h": 264}]
</instances>
